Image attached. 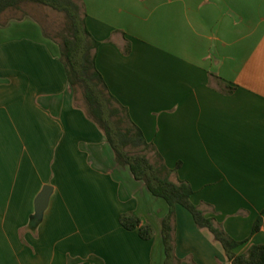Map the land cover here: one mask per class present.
I'll return each instance as SVG.
<instances>
[{"label":"crops","instance_id":"1","mask_svg":"<svg viewBox=\"0 0 264 264\" xmlns=\"http://www.w3.org/2000/svg\"><path fill=\"white\" fill-rule=\"evenodd\" d=\"M82 2L95 65L152 144L149 158L246 240L236 252L264 244V0ZM27 20L0 28V264H163L168 204L115 161L74 104L58 44ZM125 212L152 224V238L123 228ZM173 235L179 264H231L178 204Z\"/></svg>","mask_w":264,"mask_h":264},{"label":"trees","instance_id":"2","mask_svg":"<svg viewBox=\"0 0 264 264\" xmlns=\"http://www.w3.org/2000/svg\"><path fill=\"white\" fill-rule=\"evenodd\" d=\"M35 5L47 7L62 13L63 23L49 31L42 25L44 36L58 44L60 60L74 95V104L81 107L86 116L103 132L110 145L115 161L127 167L134 179L142 181L148 191L168 204V212L160 221V233L164 249L163 264H179L174 255V208L181 205L192 216L195 224L208 229L218 241L231 264H264V244H251L243 252H236L246 240L232 238L212 216L207 215L191 201L193 190L183 180H173L168 169L160 160L153 161L148 152L154 150L147 142L142 131L129 117L125 106L120 104L109 92L100 72L95 65V54L99 41L89 32L82 0H0V23L10 11L29 13L23 7ZM36 19L37 16L33 15ZM17 18V17H15ZM261 217L255 220L251 233L258 231ZM120 225L127 229H137L141 239L148 240L154 234L152 224L142 222L131 212L119 215Z\"/></svg>","mask_w":264,"mask_h":264},{"label":"rangeland","instance_id":"3","mask_svg":"<svg viewBox=\"0 0 264 264\" xmlns=\"http://www.w3.org/2000/svg\"><path fill=\"white\" fill-rule=\"evenodd\" d=\"M23 11H25V12H27L29 14H27L25 16H20L21 12H19V11H13V12L10 11V12H7V14H5L2 17V21L4 19H6L7 17H13V18H7L5 22H7L10 19L22 20V19L26 18L29 21L37 22L38 25L41 26V28H42V25L44 24L45 26H47V28L49 29L50 32H52L53 29L58 28L64 21V16H63L62 13H59V12H57L55 10H52L50 8H47V7L35 6V5H27V6L23 7ZM33 15L37 16L39 19H36L35 17H33ZM15 17H17V18H15ZM5 22H1L0 23V28L3 27ZM43 36H44V34H43ZM44 38L50 40L46 36H44ZM35 220L39 221L37 219H35Z\"/></svg>","mask_w":264,"mask_h":264},{"label":"water","instance_id":"4","mask_svg":"<svg viewBox=\"0 0 264 264\" xmlns=\"http://www.w3.org/2000/svg\"><path fill=\"white\" fill-rule=\"evenodd\" d=\"M52 187L50 185H44L40 193L37 195L34 201V218L40 220L43 214V211L47 207L49 196L51 193Z\"/></svg>","mask_w":264,"mask_h":264}]
</instances>
